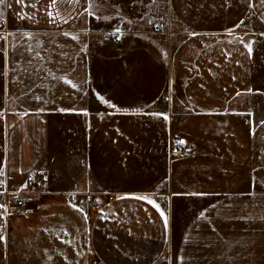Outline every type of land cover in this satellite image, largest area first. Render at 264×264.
I'll return each mask as SVG.
<instances>
[{
    "label": "crops",
    "instance_id": "1",
    "mask_svg": "<svg viewBox=\"0 0 264 264\" xmlns=\"http://www.w3.org/2000/svg\"><path fill=\"white\" fill-rule=\"evenodd\" d=\"M100 1L0 2V264H264V0Z\"/></svg>",
    "mask_w": 264,
    "mask_h": 264
},
{
    "label": "built area",
    "instance_id": "2",
    "mask_svg": "<svg viewBox=\"0 0 264 264\" xmlns=\"http://www.w3.org/2000/svg\"><path fill=\"white\" fill-rule=\"evenodd\" d=\"M158 28L164 29L166 27L165 22H160L157 25ZM172 144L175 147V151L181 155L189 154L190 150L183 144L181 138L175 137L172 139ZM41 182V176L37 172H31L28 179V185L21 188L20 190H10L0 184V197L4 205H8V198L11 195H15V209L14 213L18 216L25 214L28 210L32 208L33 197L35 196L34 188ZM114 195L112 194H100V193H88L84 198V205L89 212L98 211L102 205L108 201L112 200Z\"/></svg>",
    "mask_w": 264,
    "mask_h": 264
},
{
    "label": "rangeland",
    "instance_id": "3",
    "mask_svg": "<svg viewBox=\"0 0 264 264\" xmlns=\"http://www.w3.org/2000/svg\"><path fill=\"white\" fill-rule=\"evenodd\" d=\"M100 2L102 3L101 5H103V6L106 5V2H105V1L103 2V0H101ZM99 11H100V12H103L104 10H102L101 8H99ZM122 20H123V19H122ZM125 21H126V19H125ZM159 23H160V22H159ZM159 23H158V24H159ZM166 26H167V24H166ZM244 29H245V28H244ZM7 35H8L7 30L0 32V38H1V39L5 38Z\"/></svg>",
    "mask_w": 264,
    "mask_h": 264
},
{
    "label": "snow or ice",
    "instance_id": "4",
    "mask_svg": "<svg viewBox=\"0 0 264 264\" xmlns=\"http://www.w3.org/2000/svg\"><path fill=\"white\" fill-rule=\"evenodd\" d=\"M0 2H2V0H0ZM162 215H163V213H162Z\"/></svg>",
    "mask_w": 264,
    "mask_h": 264
}]
</instances>
